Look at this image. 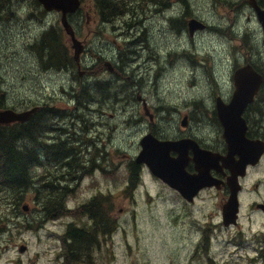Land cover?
Segmentation results:
<instances>
[{
  "label": "rangeland",
  "instance_id": "374dc122",
  "mask_svg": "<svg viewBox=\"0 0 264 264\" xmlns=\"http://www.w3.org/2000/svg\"><path fill=\"white\" fill-rule=\"evenodd\" d=\"M0 1V109L43 106V113L32 122V128L38 127L35 137L20 140L18 146L36 151L64 126L52 114L72 113L80 119L82 144L73 150L71 160L91 168L81 178L73 177L78 179L76 187L63 196L57 186L47 183L57 168L46 170L42 147L35 152L40 158H34V182L25 193L14 195L0 183V264H264V214L253 204L264 201V157L241 179L237 226H224L214 189L203 190L189 203L145 165L139 184L130 183L140 141L150 132L160 139L192 137L203 146H226L216 98L230 100L239 66L252 63L264 74V31L248 0H164L188 35L181 45L176 44L178 37L169 22L153 13L160 4L157 0H109L116 9L109 17L98 0H82V8L71 17L85 43L82 76L61 14L47 11L38 0ZM258 3L264 7V0ZM193 18L205 28L191 35L188 23ZM212 24L223 27L214 37ZM153 39L171 41L158 49ZM39 40L61 58H50L47 68L35 65H39ZM139 44L136 55L131 48ZM59 60L71 67L69 74L57 70ZM144 61L149 64L144 66ZM145 70L149 77L143 75ZM97 74L117 81L109 98L95 90L101 102L90 105L81 102L82 97L72 103L63 95L77 82H92ZM138 92L155 114L154 123L144 114ZM185 115L188 126L181 124ZM246 117L248 134L264 140V85ZM3 173L0 167V182ZM50 190L56 191L61 209L46 216L44 194ZM92 202L109 221L108 227L113 222L114 230L95 233V244L80 247L77 253L72 244L71 256L65 244L68 230L93 229L84 213ZM24 205L30 206L28 211ZM23 245L26 248L20 251Z\"/></svg>",
  "mask_w": 264,
  "mask_h": 264
},
{
  "label": "water",
  "instance_id": "95a60500",
  "mask_svg": "<svg viewBox=\"0 0 264 264\" xmlns=\"http://www.w3.org/2000/svg\"><path fill=\"white\" fill-rule=\"evenodd\" d=\"M39 1L47 11L62 13V25L72 40L71 48L74 51V58L79 62L80 55L85 50V44L84 41L77 38L68 15L75 13L80 8L81 0ZM249 2L256 10L264 30V8L257 3V0H249ZM189 27L193 34L196 29L204 28V24L192 19L189 22ZM233 78L235 89L231 101L226 103L221 97L216 99L218 117L224 127L223 136L228 146L227 155L202 149L198 142L192 138L159 140L149 133L141 139L142 149L135 159L136 163L147 165L152 173L177 190L189 202H193L199 192L206 187L220 188L222 183L227 184L230 187V196L222 209L225 226L237 224L238 194L241 189L239 176H245L247 165L249 163L256 164L264 153V140L247 137L248 125L244 117L245 110L264 83V76L251 63H247L234 71ZM139 98L141 99V97ZM143 105L145 113L152 118L145 100H143ZM40 108V106H35L24 111L1 109L0 126L13 122H27ZM182 124L187 125V116L183 119ZM190 150H193L194 158L189 156ZM173 152L178 153V156H173ZM236 155L239 156L238 159ZM191 159L196 162L197 173H189L186 169ZM220 160L223 161L222 167L231 170V175L227 177L226 181L214 177L211 173L213 168H219L217 164ZM258 207L264 211V204H258ZM23 208L26 211L29 210L27 206H23ZM25 248L26 246H21L20 251H24Z\"/></svg>",
  "mask_w": 264,
  "mask_h": 264
},
{
  "label": "flooded vegetation",
  "instance_id": "af4514ba",
  "mask_svg": "<svg viewBox=\"0 0 264 264\" xmlns=\"http://www.w3.org/2000/svg\"><path fill=\"white\" fill-rule=\"evenodd\" d=\"M106 1L107 0H103V6H104V12L103 13H104V15H107L109 17L112 12L116 13V9H114L115 8L114 5L110 4V1L109 0L107 2ZM104 2H105V4H104ZM157 3H160V4L155 8V10L153 11V13L156 14V15L161 14L162 17H164V19L169 22V28L171 30H173V33H175V35L178 37V38H176L178 41H175L176 44L181 45V44L187 43L185 41V39H186V37L188 38V35H187L184 27L181 24H179L178 20L177 21L174 20V15H171L169 13L170 6L166 2H164V0H157ZM100 6H101V4H100ZM153 13H152V16H153ZM159 25H161V23ZM222 29H223L222 26H216V25H213L212 24L211 25V29H210V36L211 37L216 36L217 33H219V32L222 31ZM146 30L148 31L147 28H146ZM175 30H176V32H175ZM144 35H145V32H144ZM163 36H169V33L164 32ZM171 37L172 38H175L172 35H171ZM153 40L155 42L153 44V46H157L158 49L164 48L171 41L170 39L167 42H163L162 40H159V41H157V40L155 41V39H153ZM140 45L141 44L137 45L135 48H133V47L131 48L132 51L134 52V54L139 55L140 48L142 47ZM143 46L147 47V44H144L143 43ZM190 47H191V45H190ZM196 48H197V46H196ZM191 49H192V47H191ZM155 53H156L155 56H157L158 53L157 52H155ZM147 64H149V63H147V62L144 61V66L147 65ZM45 67H46V65H45ZM164 68H168V66H164ZM81 69H82V66H81ZM145 69H148L147 66L145 67ZM57 70H60L62 72H64L66 70L65 72L69 74V72L71 70V67L68 66V68L67 67H65V68H63V67L62 68H57ZM110 71H113V69L111 70V66H110ZM84 72L85 71H83V73ZM82 75L83 74H80V76H82ZM143 75L149 77L148 71L145 70ZM132 76H134V75L130 74V78ZM96 77L97 78L95 80H93L92 82H88V83L77 82L75 86H71L67 90H64L65 93L63 92V95H66L68 97V99H70V100H71V98H73V100H71V102L72 103H74V102L76 103L77 100L78 101L80 100V97L78 96V92H79L78 91V88L81 85L82 86H85L87 88H89L92 85L93 86L95 85L96 86L95 88H93L92 90H89V92H90V98H88V100H86V101L84 99L83 100H84V103H88L90 105H96L97 103H100V99H98L96 97V95L94 94L95 93V90L100 95L102 94L104 98H109L111 96V94H112V87L114 85L113 83H115L117 81L112 80L110 78H106L102 74H97ZM106 84H107V86H106ZM263 85H264V83H263ZM107 88H108V91L110 90V93L111 94L106 90ZM261 89H262V87H261ZM261 89L259 90L258 94L261 93ZM116 94L118 95V92ZM258 94L255 96V98L253 99V101L249 104V106L247 107V109H246V111L244 113V117H245L246 122H247V125H248V132H249V127H250V121L246 117V113H247L248 109L250 108V106L257 100ZM139 97H141V99ZM117 98H118V96H117ZM137 99H138V101H141L142 102V107H143V100L145 98H143V95L140 92L137 93ZM225 101L226 102H229V101H231V98H230L229 101H228V99L225 100ZM147 107L149 109V112L152 114V118L149 117V116L148 117L150 118L151 123H154V121H155V114L152 112V110L149 107L148 103H147ZM3 109H6V108H3ZM18 111H21V110H18ZM52 116L55 117V118H57L59 121H61L64 126H61L59 128V130L57 131L56 134L50 135V136L46 137V139L43 140L42 146L40 148H38L37 150L40 151L42 149V147H43V151L46 150V153L43 152V154H40V155L43 156V161L46 164V170L52 171L54 169V167L57 168V172L49 177V180L50 181H48L47 183H52L53 185L57 186L58 189H60V191H62V192L65 189L68 192H70L71 191V188H75L76 185H77V183H78V179H75L73 177L81 178L83 175H85L87 173L88 170H91L90 166L81 167L77 163V161L74 162V161L71 160V156H73V154H75V153H73L74 148H79L81 146V144H82L81 138L79 136V131H78L79 130V127H80L78 122L80 121V119L77 117V115H74L72 113H69V115L68 114H64V112H62V110L56 111L54 114H52ZM186 116L188 117V115H186ZM63 118H66V119H63ZM16 124H23V123L13 122V123H10V124H3V125H1V127H13ZM29 132L31 133V131H29ZM248 132H247V134H248ZM248 136L251 137L249 134H248ZM31 139H33V138H31ZM261 139H263V138H261ZM51 144H54V145H51ZM199 144H200L201 147L210 149L214 153H221V154H226L227 153V146H224V147H216V146L207 147V146H203L200 142H199ZM50 146H52V147H50ZM71 149H73V150H71ZM26 150L29 151V152H34V154L29 153L27 155V158L28 157L29 158H40V156H38L35 153V152H37V150L35 151L33 149H30L29 147H27ZM66 152H67V155H65ZM191 154L192 153L190 152V155ZM173 156H176V153H173ZM236 157H238V156H236ZM58 161H59V163H58ZM221 164H222V161H220L218 163V166H220ZM67 165H73V167H74V169L72 170L73 173H69V170H67L65 168V167H67ZM139 165L141 166V164H139ZM187 171H189L190 173H194L195 172V166H194V162L193 161H190V163L188 164ZM141 174H142V166H141L140 178H141ZM212 174L215 177L222 178L224 181H226L228 175L230 174V171L228 169H226V168L219 170L217 167H215V168L212 169ZM254 186L257 188L259 186V183H255ZM206 189H214L215 190V193H216V195L219 198L220 207H221V209H223V205L227 202V200H228V198L230 196V187L227 184L222 183L220 188L210 187V188H205L203 190H206ZM242 190H243V186H242V188L240 190V193L242 192ZM240 193H239V202H240V208H241ZM45 195L46 196H57L56 195V191H53V190H50ZM258 203H264V201H262V202H254L253 203L256 206L257 210H259V211L262 212V209L258 207ZM93 204H94V202H92L91 204H89V206H87V208H84V213L87 216H89V218L93 221V227H92L93 229L90 230V231L83 230V229H72L73 230V241H72V244L76 248V252L79 251V248L80 247L81 248H83V247L86 248L88 246L86 240H88V239H95L96 238L95 233H98L100 230H102L101 229L102 227L99 228L97 226L96 219H95V217H94V215L92 213L91 206ZM105 219H106V222L109 225V221L107 220L106 217H105ZM102 231H103L104 234L107 235L109 233L108 226L105 229H103Z\"/></svg>",
  "mask_w": 264,
  "mask_h": 264
},
{
  "label": "trees",
  "instance_id": "16d2710c",
  "mask_svg": "<svg viewBox=\"0 0 264 264\" xmlns=\"http://www.w3.org/2000/svg\"><path fill=\"white\" fill-rule=\"evenodd\" d=\"M100 1V0H98ZM103 0L100 1L102 12H104ZM51 34V33H50ZM43 42V43H42ZM38 53H39V65L35 64L38 69H41L43 65L48 63L50 58H54L56 60L61 59L57 57V53H54L51 45H48L45 41L39 40L38 45ZM43 56V57H42ZM43 58V59H42ZM69 65L59 60L56 62L57 68H65ZM84 87V88H82ZM78 96L81 99L86 101L90 98V92L87 87L80 86L78 88ZM43 113V110H40L29 122L24 124H16L13 127H0V167L3 170V180L0 182L3 186H6L10 191L13 192L14 195L17 193H25L30 187L33 180L32 176V167L31 165L34 163V158H27L29 153L34 154L33 152H29L26 149H20L18 146V142L20 140H24L28 137L34 138V128H32L33 120ZM30 126V127H29ZM17 130V131H16ZM31 131V133L29 132ZM140 172L141 166L135 162L132 163L131 166V176L130 183L133 186H136L140 182ZM30 178V179H27ZM69 193L66 189L63 191V196ZM43 204V214L46 216H50L53 213H56L61 209V201L57 196H46L44 194ZM24 198V197H23ZM22 198V200H23ZM97 203L91 206L92 213L96 219L97 226L101 229H105L108 226L106 222L104 214H102L97 209ZM113 225V222H112ZM100 230V229H99ZM73 241V230L69 229L67 233V238L65 239V244L69 246L68 252L71 256L75 255V248L72 245ZM87 245L95 244L93 239L86 240ZM73 253V254H72ZM77 253V252H76Z\"/></svg>",
  "mask_w": 264,
  "mask_h": 264
},
{
  "label": "bare ground",
  "instance_id": "6f19581e",
  "mask_svg": "<svg viewBox=\"0 0 264 264\" xmlns=\"http://www.w3.org/2000/svg\"><path fill=\"white\" fill-rule=\"evenodd\" d=\"M100 1H101V0H100ZM100 1H99V2H100ZM0 2H1V1H0ZM102 3H103V2H102ZM104 4H105V2H104ZM101 5H102V4H101ZM151 22H152V21H151ZM131 29H132V28H131ZM30 37H31V36H30ZM38 43H39V42H38ZM42 43H43V42H42ZM140 46H141V45H140ZM35 48H36V47H35ZM144 48H145V47H143L142 49H144ZM137 50H138V49H137ZM176 55H177V54H176ZM42 57H43V56H42ZM42 59H43V58H42ZM187 59H188V58H187ZM174 66H175V65H174ZM190 66H191V65H190ZM54 67H55V66H54ZM67 68H68V67H67ZM65 71H66V70H65ZM65 71H64V72H65ZM67 71H68V70H67ZM68 72H69V71H68ZM92 74H93V73H92ZM148 74H149V73H148ZM203 77H204V76H203ZM152 78H153V77H152ZM152 80H153V79H152ZM108 83H109V82H108ZM109 84H110V83H109ZM109 84H108V85H109ZM113 84H114V83H113ZM114 85H115V84H114ZM103 86H104V85H103ZM103 86H102V87H103ZM106 86H107V84H106ZM95 87H96V86H95ZM102 87H101V88H102ZM114 87H115V86H114ZM114 87H112V88H114ZM82 88H84V87H82ZM102 89H103V88H102ZM91 90H92V89H91ZM100 90H101V89H100ZM106 90L108 91V88H107ZM113 90H114V89H113ZM118 90H119V89H118ZM140 90H141V89H140ZM109 91H110V90H109ZM109 91H108V92H109ZM64 93H65V92H64ZM92 93H93V92H92ZM103 93H104V92H103ZM109 93H110V92H109ZM114 93H115V92H114ZM116 93H117V92H116ZM119 93H120V92H119ZM94 94H95V93H94ZM107 94H108V93H107ZM110 94H111V93H110ZM110 94H109V95H110ZM101 95H102V94H101ZM73 96H74V95H73ZM73 96H72V97H73ZM102 96H103V95H102ZM116 96H117V95H116ZM116 96H115V100H116ZM75 98H76V97H75ZM71 100H73V98H71ZM117 100H118V99H117ZM45 101H46V100H45ZM77 101H78V100H77ZM100 102H101V101H100ZM103 108H104V107H103ZM84 116H85V115H84ZM63 119H64V118H63ZM91 119H92V118H91ZM91 119H90V120H91ZM90 123H91V122H90ZM53 125H54V124H53ZM29 127H30V126H29ZM36 128H38V127H36ZM73 129H74V128H73ZM73 131H74V130H73ZM69 133H70V132H69ZM69 137H70V136H69ZM73 137H74V136H73ZM70 141H71V140H70ZM68 142H69V141H68ZM55 143H56V142H55ZM71 144H72V143H71ZM51 145H54V144H51ZM50 147H52V146H50ZM68 147H69V146H68ZM71 147H72V146H71ZM75 147H76V146H75ZM44 148H45V147H44ZM47 148H48V147H47ZM53 148H54V147H53ZM56 148H57V147H56ZM67 149H68V148H67ZM69 149H70V148H69ZM74 149H75V148H74ZM71 150H73V149H71ZM37 151H38V150H37ZM65 151H66V150H65ZM70 152H71V151H70ZM33 153H34V152H33ZM65 155H67V152H66ZM28 158H29V157H28ZM66 159H67V158H66ZM58 163H59V161H58ZM65 168H66L67 170H69V173H73V172H72V170L74 169L73 165H72V166H68V165H67V167H65ZM86 171H87V170H86ZM79 177H80V176H79ZM27 179H28V178H27ZM24 206H27V207L30 208L29 205H24ZM61 214H62V213H61ZM61 214H60V215H61ZM88 257H89V256H88ZM87 259H88V258H87Z\"/></svg>",
  "mask_w": 264,
  "mask_h": 264
}]
</instances>
